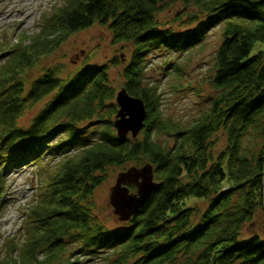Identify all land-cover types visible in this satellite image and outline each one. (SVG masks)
Returning <instances> with one entry per match:
<instances>
[{
    "label": "trees",
    "instance_id": "trees-1",
    "mask_svg": "<svg viewBox=\"0 0 264 264\" xmlns=\"http://www.w3.org/2000/svg\"><path fill=\"white\" fill-rule=\"evenodd\" d=\"M177 1L197 7L202 18L190 16L196 29L178 32L157 22L156 16ZM221 23L223 42L213 78L220 93L204 118L182 130L162 118L158 86L144 83L148 56L159 50L184 53ZM96 25L108 26L114 44L133 47L123 86L147 107L143 137L122 140L113 126L117 90L109 76L111 66L122 64L118 58L94 71L77 70L66 80L58 68H50L25 87L27 70ZM261 46L264 0H65V6L43 16L37 34L24 32L7 43L0 64V213L9 168L63 159L46 174L27 212L26 240L18 249L11 244L9 257L19 250V259H0V264L61 262L65 245L72 242L82 244V254L117 249L111 264H264V239H240L243 225L258 208L264 210V147L252 158L243 147L249 130L264 120ZM49 97L31 127L19 128L26 112ZM93 120L99 125L97 137L82 127ZM221 127L228 144L215 158L210 138ZM162 133L173 134L172 147L153 138ZM60 134L65 140L54 145ZM70 148L78 153L65 155ZM149 163L160 186L130 220L129 229L110 233L95 225L85 203L107 179L106 170ZM192 199L210 200L195 227Z\"/></svg>",
    "mask_w": 264,
    "mask_h": 264
},
{
    "label": "rangeland",
    "instance_id": "rangeland-1",
    "mask_svg": "<svg viewBox=\"0 0 264 264\" xmlns=\"http://www.w3.org/2000/svg\"><path fill=\"white\" fill-rule=\"evenodd\" d=\"M65 6V0H0V64L5 60L8 52L5 51L7 43L12 44L24 32L31 36L40 31L43 16L53 13L56 8ZM20 10H23L24 13ZM199 14L195 5H187L177 1L173 6L158 14L157 22L163 27H171L174 31L190 32L196 29V23L190 22L191 15ZM225 23H221L211 29L207 37L194 48L176 53L170 50H159L148 56L144 83L148 86H158L160 96V110L162 118L179 127L182 130L204 118L211 110L214 99L219 95L215 88L213 78L216 71L217 52L223 42ZM260 49L264 53V46ZM133 52L130 44H114L112 34L108 26L96 25L90 29L71 36L63 46L25 72L24 82L26 89L50 68H58L61 79L69 78L77 70L94 71L96 67L109 64L118 58L121 65L111 66L110 80L117 92L123 87V70ZM49 97L39 103L35 108L26 112L19 121V128L28 130L32 119L45 106ZM116 119V115L112 121ZM96 120L82 125L88 127L91 133L97 137L98 127ZM264 120L259 126L249 130L243 140L244 153L249 157L259 155L264 147V132L262 130ZM131 138V136H129ZM139 137H143L142 133ZM159 144L169 148L174 144L173 134H156L153 137ZM65 140L63 134L54 137L53 144ZM211 150L217 158L228 144V136L222 127L212 134L210 138ZM77 148H70L65 155H74ZM63 156L54 159H45L41 165H22L17 168H9L6 172V202L0 213V259L18 260L19 250L11 257L10 247L14 242L17 249L26 240L27 226L25 219L31 205L38 199L41 186L45 182L46 174L54 171ZM133 166H114L106 170L107 179L95 191L85 203L91 212L93 223L108 232L126 231L130 227V221L123 222L114 214L110 202V192L116 185L120 173L129 170ZM49 170V171H46ZM239 194L235 197L238 198ZM190 206L195 210L193 219L194 227L199 224L201 215L209 206V199L189 200ZM253 236L264 239V210L258 208L253 220L243 225L242 242ZM80 242L67 243L65 254L61 262L53 264H111L116 258L117 249L98 250L93 254L80 253ZM41 254L39 259H43ZM11 260V259H10ZM68 262V263H67Z\"/></svg>",
    "mask_w": 264,
    "mask_h": 264
},
{
    "label": "water",
    "instance_id": "water-1",
    "mask_svg": "<svg viewBox=\"0 0 264 264\" xmlns=\"http://www.w3.org/2000/svg\"><path fill=\"white\" fill-rule=\"evenodd\" d=\"M116 97L120 109H118L113 125L118 138L124 140L129 137L130 133H132V139L138 138L146 125L148 116L145 102L129 94L125 87L117 92ZM154 179V167L150 163L142 167L133 166L119 174L116 185L110 192L109 203L120 222L130 221L150 200L152 194L160 186V182ZM132 186L136 188L135 192H131Z\"/></svg>",
    "mask_w": 264,
    "mask_h": 264
},
{
    "label": "bare ground",
    "instance_id": "bare-ground-1",
    "mask_svg": "<svg viewBox=\"0 0 264 264\" xmlns=\"http://www.w3.org/2000/svg\"><path fill=\"white\" fill-rule=\"evenodd\" d=\"M21 12H22V14L24 13V11L23 10H20Z\"/></svg>",
    "mask_w": 264,
    "mask_h": 264
}]
</instances>
